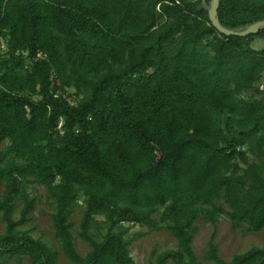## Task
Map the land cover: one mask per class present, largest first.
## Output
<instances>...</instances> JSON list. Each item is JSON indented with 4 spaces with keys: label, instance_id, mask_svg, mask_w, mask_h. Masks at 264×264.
<instances>
[{
    "label": "trees",
    "instance_id": "16d2710c",
    "mask_svg": "<svg viewBox=\"0 0 264 264\" xmlns=\"http://www.w3.org/2000/svg\"><path fill=\"white\" fill-rule=\"evenodd\" d=\"M210 6L0 0V263L58 257L19 228L34 209V181L54 202L53 233L69 264H136L123 222L163 224L175 238L152 264H264L260 246L224 260L214 233L205 261L192 246L200 210L213 225L225 214L232 228L264 227V46H250L264 25L221 33ZM216 18L243 30L264 19V0H219ZM81 198L85 254L71 220Z\"/></svg>",
    "mask_w": 264,
    "mask_h": 264
},
{
    "label": "rangeland",
    "instance_id": "374dc122",
    "mask_svg": "<svg viewBox=\"0 0 264 264\" xmlns=\"http://www.w3.org/2000/svg\"><path fill=\"white\" fill-rule=\"evenodd\" d=\"M5 42L3 38H0V49H5ZM250 46L253 48H261L264 46V39L254 38L250 42ZM26 64H30V59L25 58ZM264 84V78L261 80L262 87ZM69 99L73 100V89L67 88L66 92ZM33 98H36L34 95ZM4 143V142H3ZM27 192L30 198L34 199V209L29 215V220L19 225L20 229L29 230L30 234L37 239H40L53 247L58 251V257L55 264H69V260L61 252L59 248V242L54 237L52 214L54 212V202L52 198L48 196L47 189L44 185L34 181L26 182ZM3 186H1V190ZM15 210L13 217L15 219L19 216L23 203L22 201L16 200L14 203ZM84 202L80 199L78 205L71 216L73 222L72 233L74 235V245L76 249L81 253L85 254L89 246L78 235L79 222L82 216V210ZM160 215V210L153 213L154 217ZM102 219L101 216L98 217ZM195 233L193 235L192 246L196 258L198 261H205L207 253L208 241L214 233L213 241L217 245V252L224 260L228 261L235 253L244 252L251 246L264 247V227L260 231H251L247 228L246 224H242L238 228H232L228 217L223 214L220 216L218 222L213 225L205 219L204 214L201 210L198 212V216L194 221ZM124 236L131 239L129 243V250L132 258L136 264H152L156 258L165 250L175 249L177 243L175 238L171 235L170 231L165 225H160L155 229H148L146 226H141L133 223H122V228L127 227ZM5 229V223L0 215V234ZM92 231H94L92 229ZM14 260L3 261L0 264H12ZM27 262L26 259L23 260ZM167 264H175L171 259L167 261Z\"/></svg>",
    "mask_w": 264,
    "mask_h": 264
},
{
    "label": "water",
    "instance_id": "95a60500",
    "mask_svg": "<svg viewBox=\"0 0 264 264\" xmlns=\"http://www.w3.org/2000/svg\"><path fill=\"white\" fill-rule=\"evenodd\" d=\"M204 0H201L203 2ZM219 5V0H211V6L209 10V17L210 20L213 24V26L221 33L224 34H238V35H246L248 33L255 32L261 25H264V19L259 20L248 26L247 28L237 31V30H232V29H227L224 28L223 26L220 25L216 18V13H217V8Z\"/></svg>",
    "mask_w": 264,
    "mask_h": 264
}]
</instances>
